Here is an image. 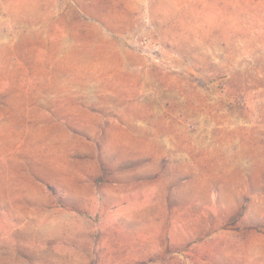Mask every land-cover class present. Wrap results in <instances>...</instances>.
<instances>
[{
  "label": "rangeland",
  "instance_id": "374dc122",
  "mask_svg": "<svg viewBox=\"0 0 264 264\" xmlns=\"http://www.w3.org/2000/svg\"><path fill=\"white\" fill-rule=\"evenodd\" d=\"M236 1L0 0V264H154L118 188L175 203L195 176L264 233V0Z\"/></svg>",
  "mask_w": 264,
  "mask_h": 264
},
{
  "label": "crops",
  "instance_id": "0c3cea01",
  "mask_svg": "<svg viewBox=\"0 0 264 264\" xmlns=\"http://www.w3.org/2000/svg\"><path fill=\"white\" fill-rule=\"evenodd\" d=\"M173 1L150 0V8L173 11ZM236 3V0H199V9L237 11ZM163 16L169 17L170 14L164 13ZM226 16L237 17L238 14L228 13ZM209 183L205 178L195 176L187 184H178L169 195L175 203L166 200L165 192L161 190L160 193L158 188L151 195L142 190L136 196H133L132 189L118 188L120 198L131 190L133 209L123 218L129 231L125 232L131 236H128L127 244L138 259H142L143 252L150 248L155 251L151 259L156 258L154 264H159L162 232L166 228L171 242L169 253L174 251L164 254L165 257L168 255L166 264H264V233L223 229L224 217L239 207L238 187L220 182L212 190ZM137 235L141 239L135 240ZM119 262L123 264L121 257Z\"/></svg>",
  "mask_w": 264,
  "mask_h": 264
}]
</instances>
